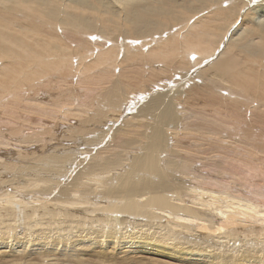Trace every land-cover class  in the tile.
<instances>
[{"label": "bare ground", "instance_id": "obj_1", "mask_svg": "<svg viewBox=\"0 0 264 264\" xmlns=\"http://www.w3.org/2000/svg\"><path fill=\"white\" fill-rule=\"evenodd\" d=\"M103 2L107 3L105 9L112 13L111 18L99 13ZM114 8L124 16L118 17ZM121 21L124 30L119 27ZM148 65L151 67L148 76L152 73L151 78L155 75L158 81L145 78L144 67ZM198 65L199 70L193 72ZM164 75L169 79L162 78ZM190 80L194 82L189 83ZM54 81L69 87V102L64 100V108L58 114L56 108L45 107L47 113L54 112V120L60 124L69 114L84 112L86 117L81 120L84 129H75L80 133L66 143L58 141L49 156L48 145L56 138L52 136L49 142L44 135L53 134L58 126L43 124L48 133L23 134L16 144L12 138L6 141L4 125L0 123V149L4 144L12 149L22 142H27L26 147L41 143L40 150L46 155H40L48 160L43 170L38 164L33 165L34 186H24L27 192H23L13 190V184L23 178L17 173L21 167H27L21 163L27 152L18 151L22 161L16 164L0 156V200H6L1 207L14 209L16 213L19 205H29L33 213L42 208L41 219L51 218L45 223L47 229L63 226L62 216L75 230L74 223L85 222L87 218L74 212L84 213L90 217V226L77 230L88 234L103 231L113 244L107 240L99 245L85 236L70 238L78 251V255H73L95 251L106 257L96 264H111L107 260L118 255L116 248L122 240L121 255H128L139 246L148 251L152 244L157 247L156 254H161L153 260L166 264H187L186 261L195 259L206 260L205 264H264V185L258 183L252 188L245 182L251 177L254 180L264 177V0H0V121L12 115V125L15 122L18 125L23 103H29L27 111L37 109V105L32 108V103L45 95L42 88H52L50 84ZM132 82L136 98L140 91L147 95V91H152L147 82L157 84L158 90L146 103L141 106L137 103L139 116L146 119L151 115L152 122L132 124L134 128L144 127L143 130H129L128 125L126 133L116 138L113 159L99 155L84 172L76 175L75 166H80L82 160L87 163L94 151L90 148L85 153V147L97 144L101 136L91 141L93 135L85 141L81 138L101 132L106 141L109 131L112 134L119 129L112 124L118 118L115 116L127 109L121 105L131 97L128 94L133 88L130 91L127 88ZM77 85L84 87L86 97L94 92L93 85H100L103 92L97 97L103 107L97 105L99 113L90 114L95 102L86 106L87 98L82 101L75 90ZM186 87L194 91L198 100L203 98V105L219 107L217 114L209 118L203 106L192 105L190 109L183 106L180 101ZM75 91L81 102L74 100ZM79 103L82 106L77 108ZM181 108L183 114H179ZM226 110L231 115H223L228 113ZM87 125L96 128H86ZM169 126L174 130L170 137ZM20 127L18 132L12 130L11 135L19 136ZM107 127L110 128L106 130ZM26 138L33 139L23 140ZM125 152L129 153L126 158ZM70 176L75 183H71L73 187L60 186L62 179ZM83 178L95 182L96 187L88 186L82 191ZM37 181L44 186L36 185ZM78 181L81 183L76 184ZM6 187L13 189L10 192ZM55 188L61 191L60 196L49 209ZM92 192L94 197L90 196ZM145 226L153 233L143 234V240L137 236L130 238L129 228L140 232ZM5 229L8 230L0 229V239H17L18 232H13L10 225ZM8 244L0 242V250L7 249ZM19 244L17 249L27 242L20 240ZM40 245L34 244L35 251ZM88 245H93L94 250L86 248ZM168 245L176 249L167 250ZM99 247L114 248L106 251L98 250ZM47 251L40 252L50 258L45 264L69 261L54 258L58 256L56 248ZM19 255L8 261L13 256L2 253L0 260L6 259L9 264H31L34 260L28 259L31 254ZM73 255H66L71 264Z\"/></svg>", "mask_w": 264, "mask_h": 264}, {"label": "rangeland", "instance_id": "obj_2", "mask_svg": "<svg viewBox=\"0 0 264 264\" xmlns=\"http://www.w3.org/2000/svg\"><path fill=\"white\" fill-rule=\"evenodd\" d=\"M107 3H105L104 4V2H103V5H102V7H101V9H99L98 7V10H99V13H101V14H106L107 15V18H111L112 17V13L111 12H109L107 9H105V5H106ZM114 9H117V8H114ZM101 11V12H100ZM117 12H118V17H123L124 16V13L121 11V10H119V9H117ZM88 16H90V14H87ZM119 27H120V29L121 30H124V24H122V21H121V24H119ZM124 34H127V33H124ZM123 34V35H124ZM123 35H122V37H123ZM91 52V51H90ZM190 58H193V56H190ZM75 65H77V63L75 64ZM200 65V64H199ZM199 65L197 66V67H195V68H193V72H196L197 70H199ZM201 67H202V64L200 65ZM155 67H156V65H155ZM200 67V68H201ZM159 68H160V66H159ZM144 72L146 71V73H144V75H145V78L146 77H148L149 79L151 78V76H152V73L148 76V72H147V70H149V69H151V67H150V65H148V66H145L144 67ZM158 69V68H157ZM157 71V70H156ZM117 74V73H116ZM136 75V74H135ZM159 75V74H158ZM192 75H194V74H192ZM190 76V79H192L193 78V76ZM134 76V75H133ZM136 76H139V75H136ZM156 76L154 75L151 79H155V81H158V78L156 77ZM166 77V78H165ZM162 78H164V79H169V76H162ZM147 79V78H146ZM148 79V80H149ZM199 79H201V78H199ZM147 80V81H148ZM129 81V80H128ZM82 82H84V81H82ZM130 82H131V80H130ZM192 83V82H194V81H189V83ZM57 85H56V84ZM128 83V82H127ZM153 84V82H147V87L149 88V89H151L152 91H147L148 92V95L146 94V92H144L143 94H141L142 92L140 91V92H138L139 94H140V96L138 97V98H136V97H134L136 94H134L137 90H135V87L133 88L132 87V85H133V82L132 83H130V84H128V86H130V87H128L127 88V90H131L132 88L134 89H132L131 91H130V93L128 94V97L130 96V94H131V97H129V100H128V103H126V102H124L123 104L124 105H121V106H123V107H126L127 109L125 110V112L124 111H122L123 113H114L113 111L111 112L112 114H117L116 116H115V118L118 116V118H116V119H114V122H113V124H112V126L114 125V128L116 127V129L117 128H119V129H117V130H115L114 128V130H113V133L111 134V132L109 131V133H110V136H108V138H106V141H104V139H103V137H102V133L101 132H97V134H96V132H92V134L91 135H89V133H88V135L87 136H84V137H82L81 138V140L82 141H85V140H87L89 137L91 138L92 137V135L94 136V137H92L91 139H90V141L91 140H98V139H95V136L96 137H100L99 138V142L96 144V143H93L92 145V147L90 146H88V147H85V149H84V152L86 151L87 153H88V151H91L90 150V148L91 149H93L94 151L95 150H97V151H95V153H97L98 155H95L93 152L94 151H92L90 154V156H88V161H87V163H88V165H87V163L86 162H83V160H82V162L80 163V166H75V167H77V169L76 168H74V169H76L75 170V174L77 175V173L78 172H84L90 165H92L95 161H96V157H99V155H101V156H103V157H108V156H110V157H112L111 159H113L114 158V155L113 154H116V151H115V144H116V142L115 141H117V137H118V135H120L121 133H126V130H128V125H130V127H129V130H143V128L144 127H136V128H134V126L133 125H136V123L137 122H139V121H142L143 122V124H145V123H151L152 122V120H153V117L150 115L148 118H150L151 117V119H148V118H143V117H140L139 116V106H141L142 104H144L143 102H147L148 100H149V97L151 96V94H153L154 92H156V90H158V88L156 89V86L155 85H157V84H154V85H152ZM50 85H52L53 87L51 88V86H44L42 89V91L44 92V94L45 95H40V96H42V97H37L38 99H36L33 103H32V108H33V106H35V105H37L38 106V108L40 107L41 108V110H39L38 108L37 109H34L33 108V110H29V111H27L26 109H29V106H28V104L29 103H26V102H24L23 103V105L21 106V109H20V111L21 110H23V111H21V112H19V115H21V118L19 119V121H18V125L16 124V122L14 123V125H12V115H10V118H8L9 116H7V117H5V118H3L1 121H0V123L2 124V130H4V132H6L5 134H3V135H5L6 136V141H8L7 139L8 138H12V139H14L13 141H15V142H13V143H16V144H19V138H23V134H26V135H28V133L30 132V133H32V132H35V131H37V132H42V131H45V132H47V130H46V128L45 129H43L44 128V125L45 124H48V125H53L54 127H56V126H58V130L56 131V132H54L53 134H46V135H44V138H46V139H48V141L50 142V140L51 139H53V138H56L55 140H53V142H51L50 143V145H48V146H50V149L48 150V151H46V152H48V154L50 153V155L49 156H52V148L53 147H56L58 144V141H62L63 143L65 142H68V140L69 139H71V137H75V135H78L80 132H78V130H80V129H84V127H82V125H85V124H83L82 122H81V120L82 119H84L86 116L83 114L84 112H78V114L76 113L75 115H70L69 114V116H67V120L66 121H68L69 123H67L66 121H63L62 120V123H60V124H58L59 122L57 121V122H55V120H54V112H52V113H50V114H48L47 112V109L46 108H48V109H50V108H56L55 109V112L58 114L59 113V110L61 111L64 107H62V106H64L65 105V101L64 100H66L67 102H69L68 101V95H69V93H70V90H69V87H65L64 85H62V82H60L59 83V85H58V83L57 82H52ZM56 85V86H55ZM163 85V84H162ZM171 86V85H170ZM82 87V85H77V86H75V90L79 93V95H81L82 96V101H83V98L85 97V98H89L88 99V101H87V99L85 100L84 99V102H85V104H86V106H88L89 105V102H90V104H92V102L94 103L91 107H93V108H91L90 109V114H94L96 111H98L97 113H99V111H101L99 108H97V105L99 106H101L100 108H102L103 107V105L102 104H99V98L97 97V95L98 96H100V94L103 92V90H101L102 88L100 87V85H93V89H94V92H91L93 95H96V96H89V95H91V93H89L88 94V96L86 97V95H85V92H82L83 91V89H84V87H83V89L81 88ZM172 87V86H171ZM57 88V89H56ZM131 88V89H130ZM147 88V89H148ZM164 88V87H163ZM166 88V87H165ZM98 89V90H97ZM41 91V92H42ZM76 91H75V96H74V100L75 101H77V99L78 98H80L79 97V95H77L78 93H76ZM100 91V92H99ZM95 92H97V93H95ZM99 92V93H98ZM60 93V94H59ZM137 93V92H136ZM145 94V95H144ZM155 94V93H154ZM142 95V96H141ZM55 96V97H54ZM78 96V97H77ZM59 97V98H58ZM57 98L59 99L58 101H56L57 100ZM60 98H61V100H60ZM146 98V99H145ZM92 99V100H91ZM203 99V98H202ZM202 99H200V100H198L196 97H195V95H194V91L191 89V88H188V87H186V88H184V93H183V96H181V103L183 104V106H186V105H188L189 106V109L192 107V105H197V106H199L200 108H203L204 107V109L207 111V113H208V117L209 118H211V117H213L215 114H217V110H218V108L219 107H216V109H214V107H208V105H206V104H202ZM63 100V101H62ZM137 100H139V101H137ZM78 101H79V99H78ZM92 101V102H91ZM79 102H81V101H79ZM131 102V103H130ZM76 103V102H75ZM130 103V104H129ZM137 103L139 104V106L137 105ZM77 104V103H76ZM136 104V105H135ZM52 105V106H51ZM79 105V106H78ZM78 105H76V107L78 108V107H80V106H82L81 105V103H79ZM134 105V106H133ZM203 106V107H202ZM206 106V107H205ZM46 107V108H45ZM62 107V108H61ZM96 107V108H95ZM198 107V108H199ZM89 108H90V106H89ZM89 108H88V110H89ZM131 108L134 110V111H132L131 110ZM130 109V110H129ZM75 111V110H74ZM73 111V112H74ZM103 111H105V112H107V113H110V111H107V110H103ZM128 111H129V113H128ZM24 112V113H23ZM27 112H28V114H27ZM33 112V113H32ZM70 112H72V111H70ZM127 112V114L125 115V113ZM134 112H136V113H134ZM211 114H210V113ZM226 112H228V113H224L223 115H231V113L228 111V110H226ZM21 113V114H20ZM42 113L43 114H47V115H45V116H43L42 115ZM102 113V112H101ZM139 113V114H138ZM235 113V112H234ZM112 114H109V116L110 115H112ZM121 114V115H120ZM132 114V115H131ZM179 114H183V110H182V108L179 110ZM29 115V117H27ZM32 115V116H31ZM84 115V116H83ZM102 115V114H101ZM133 115H135V116H133ZM137 115V116H136ZM22 116H23V118H22ZM27 117V119H25L24 120V118H26ZM34 116V117H33ZM60 117L62 116V115H59ZM119 117H122V118H119ZM231 117V116H230ZM231 118H233V117H231ZM231 118H229V117H227V119H231ZM7 119H9V121L7 120ZM23 119V120H22ZM125 119V120H124ZM5 120V121H4ZM117 120V121H116ZM8 121V122H7ZM25 121H26V123H25ZM30 121V122H29ZM125 121L127 122V123H125ZM11 122V123H10ZM24 122V123H23ZM98 121H96L95 123H97ZM117 122V123H116ZM123 122V123H122ZM120 123V124H119ZM202 123H206L205 121H202ZM0 124V125H1ZM44 124V125H43ZM133 124V125H132ZM181 124V123H180ZM19 125L21 126L20 128V130H21V132H19V136H18V133L16 134V135H11V133H13V131H16V132H18V130H19ZM80 125V126H79ZM119 125V126H118ZM124 125V126H123ZM63 126V127H62ZM89 126V127H88ZM121 126H123V128H121ZM125 126H127V127H125ZM182 127H183V125H181ZM62 127V128H61ZM80 129H79V128ZM171 127V128H170ZM181 127V129H183ZM74 128V129H73ZM86 128H92V129H94V128H96V126H94V125H87V127ZM110 127H107V128H105L106 130H108ZM11 129V130H10ZM75 129H78V130H75ZM101 129V128H100ZM100 129H99V131H100ZM103 129V128H102ZM101 129V130H102ZM126 129V130H125ZM169 131H170V134H169V137H170V135H171V132L173 133L174 132V130H172L173 129V126H169ZM10 130V131H9ZM13 130V131H12ZM72 130L73 131H75V132H73V133H71L72 132ZM118 130H120V131H118ZM168 130V129H167ZM26 131V132H25ZM63 131L65 132V133H63ZM77 131V132H76ZM24 132V133H23ZM176 132V131H175ZM182 132H184V130H182ZM181 132V133H182ZM48 133V132H47ZM93 133H95V135L93 134ZM35 134V133H34ZM101 134V135H100ZM183 134V133H182ZM57 137H56V136ZM70 135H73V136H70ZM111 135L113 136V138L111 137ZM122 135V134H121ZM35 136V135H34ZM52 136H53V138H52ZM89 136V137H88ZM65 137V138H64ZM105 137H107V136H105ZM110 137V138H109ZM61 138V139H60ZM86 138V139H85ZM30 139H33V138H26V139H23V140H30ZM59 139V140H58ZM108 139H110L111 141H109ZM108 140V141H107ZM114 140V141H113ZM142 141V140H141ZM143 141H145V139L143 140ZM36 141L34 140L33 141V143H35ZM61 142V143H62ZM101 142V143H100ZM103 142H106V143H103ZM111 142V143H110ZM183 142V141H182ZM24 143H27V142H22L21 143V145H15V146H12L11 148L12 149H7V148H5L7 145L6 144H4L3 146H2V150L0 149V156H3L4 157V159H5V161L7 160L9 163H19V162H21L22 161V157L20 156V152H18V151H22V154H23V152H27V157H24V159H23V162H21L23 165H25V166H27L26 168H22L21 167V171L20 172H18L17 173V175L18 176H20V174H21V177L23 176V178L22 179H20V181L19 182H15V184H13V190H15L16 188L17 189H20V190H22L23 192H27V190L24 188V186H29L30 184L32 185V186H34V184H33V180H34V177H36L35 176V172H34V174H32V169H33V165H37L39 168H41V170H43V168L44 167H47V161L48 160H46V158L45 159H43V157H41V155L40 154H43L44 152L42 151V150H40V148H41V143H39L40 145L39 146H36L37 144H35V145H30L29 147H26L27 146V144H24ZM184 143V142H183ZM53 144V145H52ZM110 146H109V145ZM103 145V146H102ZM105 145H107V146H105ZM20 146V147H19ZM99 146H101V147H99ZM15 147H16V149H15ZM19 147V148H18ZM60 147V146H59ZM94 147V148H93ZM95 147H96V149H95ZM172 147V145H170V148ZM24 148V149H23ZM61 148V147H60ZM87 148H88V150H87ZM23 149V150H22ZM100 151H99V150ZM35 152H34V151ZM102 151V152H101ZM139 151V150H138ZM85 152V153H86ZM100 152V153H99ZM141 152H143L142 150H141ZM140 152V153H141ZM139 152H137V154H140ZM47 154V155H48ZM128 154L129 153H127V152H125L124 153V157L126 158V155L128 156ZM44 155H46L45 153H44ZM112 155V156H111ZM13 158V159H12ZM14 158H16L15 160H14ZM264 159V158H263ZM25 160V161H24ZM38 160H41L39 163L37 162ZM263 162H264V160H262ZM27 162V163H26ZM93 162V163H92ZM26 163V164H25ZM85 165H84V164ZM91 163V164H90ZM264 164V163H263ZM26 169V170H25ZM71 169V168H70ZM82 169V170H81ZM85 169V170H84ZM79 170V171H78ZM28 173H27V172ZM25 172V173H24ZM69 172V171H68ZM22 173H24L23 175H22ZM28 174H29V176H28ZM73 175V178H75L76 177V175ZM80 174V173H79ZM96 174H98V173H96ZM31 176V177H30ZM75 176V177H74ZM84 176V175H83ZM87 178H88V176H86ZM93 177V176H92ZM73 178L70 176V178H68V177H66V178H64V179H62V185H60V186H63V187H73V184H71V183H74V181H73ZM85 178V177H84ZM84 178L82 179V184L80 185V188H81V190L83 191L86 187H88V186H93V187H96V183L95 182H92L91 180H89L88 181V179L86 178L85 180H84ZM94 178H95V176H94ZM261 178H264V177H261ZM261 178H259L258 180H254V178L253 177H251V178H248L247 180H245V182L247 183V186H249V187H252V188H256L257 186H259V184L258 183H262L263 185H264V181L263 180H261ZM11 179V178H10ZM24 179V180H23ZM25 179H27V180H25ZM35 179H37V178H35ZM66 181L65 183H64V181ZM70 180V182H68ZM29 181V182H28ZM76 181V180H75ZM21 184V185H19V184ZM64 183V184H63ZM81 183V181L79 182H77L76 184H80ZM24 184V185H23ZM39 185V186H44V184L42 183V182H39V181H37L36 182V185ZM75 184V183H74ZM92 184V185H91ZM8 186V185H7ZM60 186L58 187L59 189H60ZM36 187V189H39L37 186H35ZM53 187H55V186H53ZM52 187V188H53ZM32 188H34V187H32ZM5 189H7V190H9L10 191V188H8V187H6ZM12 189H11V191H12ZM34 190V189H33ZM93 190V189H92ZM10 191V192H11ZM55 192H53L52 193V195L50 196V198L51 199H49V200H52L51 201V203H50V205L51 206H49L50 208L49 209H51L53 206H54V204L55 203H57L58 202V199H59V196H60V193L59 192H61L60 190H57L56 191V188H55V190H54ZM7 192V191H6ZM51 192H52V190H51ZM95 194V192H92V193H90V196L92 195L93 197L95 196L94 195ZM36 197H38V195H36ZM35 196H34V198L33 199H35L36 198ZM33 199L30 197V201H33ZM6 204V200H4V201H2V200H0V207L2 206V205H5ZM49 205V204H48ZM21 206V207H20ZM28 207H29V205H19L18 206V208H17V213L14 211V209H12V210H10V209H7V208H5V207H1L0 208V229H2V230H8V229H5V227L6 226H8V225H10L11 226V229H12V231L13 232H18L17 234V239H13V238H11V240H6L7 239V237L5 238V239H0V242H3V243H6L7 241H8V245H9V247H7V249L6 248H3L2 250H0V255H2V253H5V254H11L13 257H9L7 260L8 261H11V260H16V257H20V255H19V253L20 254H24V255H30L31 254V256L28 258V259H34V260H32V263L31 264H45V262L46 263H48L49 262V260H50V258L48 257H46V256H43L42 254L43 253H49L47 250L49 249V250H53L54 248H56V251L55 252H57V254H58V256L57 255H55L56 257H54V258H56V259H61V260H69L70 261V259L71 258H69V257H67L66 255H70V256H72L74 253L75 254H77L78 253V251L76 250H74V247L76 246V243H72L71 244V241L72 240H76L77 238H80V237H84L85 236V239H89V238H91V241H94V242H97V244H102V242L104 241L105 243H106V241L108 240V241H110V245H113L112 244V241H111V239H108L110 236H108L107 234H105L104 235V233H103V231H101V233H100V231L98 232V233H95V231H92V233H90V234H88L86 231H84V230H82V231H78L77 230V228H80L81 226V228H87L88 226H90V217H88V216H86L84 213H82V212H74L77 216H79V217H85V218H87V220H85V222H83L82 220H80L79 222H76V223H74V226L75 225H77V228L75 227V230H72V226H70L69 225V223L67 222V221H69V220H65V221H63L64 219L62 218V216H61V218H60V223H65L63 226H61V227H55V226H53V228H52V226L51 227H49L48 229H47V226L45 225V223H47L48 221H49V219H51V218H45V219H41V211L43 212L44 210L42 209V208H39V209H37V211L35 212L34 211V213L30 210V209H28ZM31 209H33L32 207H30ZM67 208V207H66ZM67 210H69L68 208H67ZM65 216V215H64ZM90 216V215H89ZM57 217H60V216H57ZM56 218V217H55ZM13 219H15L16 220V223H14L13 222ZM53 222V221H52ZM83 222V223H82ZM54 224H55V222H53ZM40 225H45L44 227L45 228H42ZM97 225H99V223H97V224H95V226H97ZM79 226V227H78ZM67 227H69L70 229H66ZM63 228V229H62ZM149 227L148 226H145L143 229H142V231H140L139 232V230L137 229V231L136 230H134V229H132V228H129L130 229V234L129 235H131L130 236V238H132V237H134V236H137V238L138 239H142L141 238V236L143 235V234H152L153 233V231H151L150 229H148ZM41 229V230H40ZM101 229H103V228H101ZM66 230V231H65ZM90 231H91V228L89 229ZM59 231V232H58ZM62 231V232H61ZM134 231H136V233H137V235H135V232ZM43 232V233H42ZM61 232V233H60ZM100 233V234H99ZM103 233V234H102ZM132 233H133V235H132ZM44 235V237H43V235ZM92 234V235H91ZM102 234V235H101ZM28 235V236H27ZM49 235V236H48ZM59 235V236H58ZM89 235V236H88ZM98 235H100V237H98ZM21 236V237H20ZM39 238H38V237ZM54 236V237H53ZM28 237V238H27ZM46 237H47V239H46ZM61 237H63V238H61ZM107 237V238H106ZM19 238V239H18ZM72 240H71V239ZM126 238H128V237H126ZM125 238V240H127ZM31 239V240H30ZM36 239V241H34ZM45 239V240H44ZM50 239V240H49ZM53 239V240H52ZM68 239V240H67ZM99 239V240H98ZM17 240V241H16ZM22 241V242H27V244H24L23 246H21L20 248H18L17 249V247L18 246H20V244L18 245V241ZM65 240V241H64ZM96 240H98V241H96ZM102 240V241H101ZM125 240H124V242H125ZM143 240V239H142ZM11 243H10V242ZM34 241V242H33ZM51 241V242H50ZM55 241V242H54ZM63 241V242H62ZM70 241V242H69ZM13 242V243H12ZM46 242H50V244L51 245H48V246H46L47 245V243ZM53 242V243H52ZM62 242V243H61ZM68 242V243H67ZM119 242L120 241H118V244H119ZM148 242H150V243H152L150 240L148 241ZM236 241H232V243H235ZM34 244H41L40 245V247L41 248H39V249H37L36 251H35V249H36V247H34ZM45 244V245H44ZM121 245L123 244V240L121 241V243H120ZM117 245L118 246V248H116L117 249V253H118V255L117 256H113V259H110V260H107V262L109 261L111 264H166V263H163V262H160V261H155V260H153V258H155V259H158L159 257H161V254H159V255H157L156 254V248L157 247H154L152 244L151 245H149L147 248V250L148 251H143L142 249H141V247L142 246H139V247H136L135 249H131V251H133V252H130V253H128V255H121V253H120V249H121V245ZM17 246V247H16ZM25 246V247H24ZM169 246V248H167V250H175L176 248L174 247V248H171L172 246H170V245H168ZM0 247H1V245H0ZM12 247L14 248V251H12V253L10 252L11 251V249H12ZM29 247H30V250H29ZM44 247V248H43ZM53 249H52V248ZM93 247V245L92 246H86V248H89L90 249V251H92V249L94 250V248H92ZM110 247V246H109ZM109 247H106V248H98V250H106V251H110L112 248H114V247H112V248H109ZM46 248H47V250H46ZM16 249V250H15ZM78 249H80V248H78ZM123 249V248H122ZM46 250V251H45ZM162 250V249H161ZM163 250H165L164 248H163ZM2 251V252H1ZM45 251V252H44ZM40 252H43V253H40ZM165 252H168V251H165ZM195 252H196V250H195ZM198 252V251H197ZM60 253V254H59ZM207 253V252H206ZM212 253V252H211ZM51 254V253H50ZM142 255V257H136L135 255H139V256H141ZM15 255V256H14ZM19 255V256H18ZM41 255V256H40ZM78 255V254H77ZM77 255H73V260H74V262H72V264H96L97 262H99L100 260H104L106 257H104V256H101V255H99L98 253H96L95 251L94 252H91V253H88V254H81V255H79V256H77ZM44 258H43V257ZM201 257H204L203 259H206V256H201ZM37 259V260H36ZM52 260V259H51ZM172 261H175V260H173V259H171ZM192 260H194V259H192ZM196 260H200V259H195L194 261L195 262H189V261H186V263L187 264H189V263H191V264H205V261L203 262V260H201L200 262H197ZM53 261H56V260H53ZM63 262V263H61V262H59V264H71V262ZM114 262V263H113ZM8 262L6 261V259H4V260H0V264H7ZM9 264V263H8ZM57 264V263H56ZM221 264H226L225 262L224 263H221Z\"/></svg>", "mask_w": 264, "mask_h": 264}, {"label": "snow or ice", "instance_id": "obj_3", "mask_svg": "<svg viewBox=\"0 0 264 264\" xmlns=\"http://www.w3.org/2000/svg\"><path fill=\"white\" fill-rule=\"evenodd\" d=\"M92 39H95V37H92Z\"/></svg>", "mask_w": 264, "mask_h": 264}]
</instances>
